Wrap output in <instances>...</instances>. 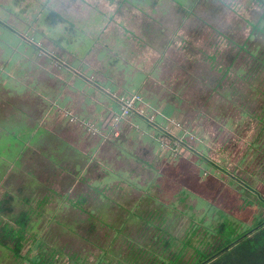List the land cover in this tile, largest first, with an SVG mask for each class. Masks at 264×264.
<instances>
[{"label":"rangeland","instance_id":"obj_1","mask_svg":"<svg viewBox=\"0 0 264 264\" xmlns=\"http://www.w3.org/2000/svg\"><path fill=\"white\" fill-rule=\"evenodd\" d=\"M114 21L120 27L102 30ZM166 26H182L183 30L171 35V30L165 32ZM125 28L134 34L130 44L123 45L126 55H122L119 36ZM106 30L110 34L102 32ZM188 32H193L194 39L201 37L196 47L203 52L214 49L212 72L201 61L200 51L190 53ZM166 33L172 44L182 48L174 57L180 63L173 66L174 78L157 83L167 89L165 99L158 103L160 99L143 94L155 88L138 86L133 71L135 62H153L156 41ZM71 37L77 43L71 45ZM60 39L64 41L61 47ZM115 57L123 66L128 62L120 70L127 78L128 92L111 89L96 79L107 73L101 68L95 71L94 64L102 66ZM13 67L18 71L14 77ZM183 77L191 78L187 83L191 87L177 83ZM44 84L52 91L58 84L65 85L64 91L82 94L76 96L77 103L87 98L95 105L93 101L99 100L104 109L110 105L113 111H93L81 117L71 109L73 100L64 105L59 96L52 95L45 98L50 109L58 112L48 108L47 116H40L42 104L36 96L45 90ZM93 93L100 96H89ZM135 93L149 105L142 112L145 115L115 121L119 105L110 96ZM167 103L174 112L163 113ZM53 116L82 128L84 145L92 139L94 144L105 141L118 149H110L108 160L109 150L97 147L94 154L101 169L88 175L81 172L82 156L92 153L78 149L73 160L77 167L70 166L71 176L61 178L65 179L63 186L56 185L55 172L46 171V159L32 163L40 156L38 148L26 155L17 153V146L11 152H0V264H132L138 245L144 248L141 259L150 262L152 253L164 251L165 238L202 247L221 222L242 232L264 216L259 203L264 198V3L0 0V151L1 144L13 136L26 145L35 143L37 136L30 126L45 125ZM113 127L117 135L111 133ZM130 127L134 134L126 139ZM54 132L62 134V130ZM104 161L109 165L105 167ZM21 166H30L31 173L20 170ZM32 174L52 176L50 187L56 188L47 192L46 186L35 185L32 192L28 189ZM77 199L83 202L76 206L71 200ZM18 218L27 225L14 253L8 227L20 228Z\"/></svg>","mask_w":264,"mask_h":264},{"label":"crops","instance_id":"obj_2","mask_svg":"<svg viewBox=\"0 0 264 264\" xmlns=\"http://www.w3.org/2000/svg\"><path fill=\"white\" fill-rule=\"evenodd\" d=\"M109 26L112 30L115 29V27H117V28L120 27V25H118V23H116L115 21L111 22V25L109 22H107L105 25H103L102 30H105ZM166 27L167 28L165 29V32H168L171 30V32H170L171 35H175L176 32L177 33L182 32L181 31L182 26L181 27L176 26L175 29L171 28V26H166ZM102 32L103 33L107 32V34H110L111 31L106 30V31H102ZM188 33H191V34H185V36H186V39H187V37H189V39H190V41H188V43L191 45L190 53H195V51H200V57H203L201 59V61L203 62V64L205 66L210 68L211 72H212L213 67H215L214 49L212 51H209L208 53L203 52L202 49L200 50L199 48L196 47L197 46L196 44L198 43L197 41L199 38L201 41V37H196L194 39L193 38V32H188ZM133 34L134 33L132 32V30L127 29V28H125L124 31L120 33L119 44H122V49H120V53H122V55H126L124 53L123 45L126 42H127V44L128 43L130 44V42L132 40H129V39H132ZM161 36H162L161 39H158L156 41V44H155L154 49H153L157 53V56L153 59V62L152 63H148L147 61L135 62V67H134L135 69L133 71L134 72L133 75H135V76L137 75L136 77L138 79L136 81L138 82V86L146 87V88H152V89L155 88L154 90H149L146 94L145 93H143V94L145 97H148V98L160 99V100H158V103L160 101H162L163 99H165L163 92H166L167 89L160 88V86H158L157 83L160 84L161 82H170V80L174 78L175 74H174L173 66L175 64L180 65V63L177 62L178 60H175L174 57L177 55V52L180 51V50L178 51V49L182 48V46H180V45H176V44L171 43L170 37H168L169 36L168 33H166L164 35L162 34ZM71 39H72V41L70 42L71 45H73L74 43H77V38L73 39L71 37ZM62 41H63V39H60L58 41L60 43L57 42L59 47L62 46V44H63ZM64 41H65V38H64ZM66 43H67V41H66ZM184 44H185V42H184ZM132 52H135V51H132ZM72 54H74V53H72ZM139 55L140 54L138 53L136 55V58H139ZM194 60H196V59H194ZM196 61H200V60H196ZM24 62L28 63L29 59H27V60L23 59V63ZM34 63H35V61H34ZM125 65L127 66L128 62L125 61ZM122 66L123 65H122L119 57H117V59H116V57L113 58L112 62H110L108 64L105 63L102 66H100L99 64H97V65L94 64V67L97 68L95 71H97L99 68H101V69L105 70V72L107 73V74L101 73V75H97L96 79H98L99 82L102 79L103 80L102 84H106L111 89H114L116 87L115 89H117V91H121L123 93L128 92L130 88L125 89V84H124V80H126L127 78L125 79V77L123 76V74H121V71H120V70L124 71V69H126V66H123L124 69L122 68ZM147 67H149V69H146ZM41 68H42V66H41ZM208 68L203 67L204 71H206V72L209 71ZM39 71H41V69H39ZM95 71L92 73L96 74ZM115 71H116V74H115ZM10 72L12 73L11 76L14 77L18 71L16 72V70L13 67V68H10ZM45 78H46V76H41L40 79L44 80ZM190 79L188 77H183L182 79H179V82H177V83L185 84L186 86H189L187 83H190ZM200 79L203 80L202 84L206 83L205 76L200 77ZM118 80L121 81L122 83L118 82ZM88 85L93 86L92 84H88ZM42 87L45 90L42 91V93L40 92L41 95L36 96L38 101H40L42 104V106H40L38 108L39 109L38 114L40 116H41V114L42 115L45 114L47 116L46 113L48 112V108L50 109V107H52V105H51V103H49L48 100H46L45 97L49 98V96L51 97L52 95H56V97L59 96L62 104L64 103V105L66 103H71V101L73 100L71 109L74 110L75 114L77 113L78 115H81V117H88L87 113L90 115L93 111H95L97 113L104 114L103 111L105 112V111H111L112 110L109 104H108L109 106H108L107 110L104 109L105 108L104 103L99 102V100H96V99H95L96 101H93V103L95 105H93L91 102H89L87 100V98H85L84 102H81V103L78 102L77 103L76 96L79 95V97H82V94L78 93L79 91L78 92L76 91L74 93L64 91L65 85L62 86L61 84H58L54 91H52V89L47 90V86L45 84ZM165 87L168 88L167 85H165ZM189 87H191V86H189ZM133 91H138V90H137V88H135V90H133ZM157 91L159 92V95L156 94ZM140 93H142V92H140ZM72 94H74V95H72ZM89 96H91L92 98H95V97H99L100 95L98 93H96V94L93 93ZM27 97L30 98L28 95H27ZM28 98H26V100H28ZM96 102H98V103H96ZM152 104H154V103H152ZM156 105L158 106V104H156ZM156 105L154 104V106H156ZM96 106H98V107L101 106L99 108V111L94 109V107H96ZM164 108H166V110H163V113H165V114H170L171 112H174L173 106L170 103H167L166 106H164ZM51 110H53V109H50V111ZM53 111L56 112L57 110L54 109ZM31 112H34V111H31ZM84 113H86V114H84ZM104 120L105 119H102L101 121L103 122ZM30 129L37 136V138H36L37 140H35V143L29 142L26 145L25 142L19 140V138L17 139V136H13V139L8 140V138H7L4 141V143L1 144L2 148H1L0 152L2 154L5 152H11V150H13L15 148V146H17L18 147L17 153L26 155L29 152V150L33 151V150H37V148H38L39 154H37V155H40V156H37L32 163L35 164L36 162L37 163L42 162L41 158L46 159L45 160V169H46V171L49 170L52 173L55 172L53 174V177L56 181V185L57 184H59L61 186L65 185V183H63L65 179H61V178H68L69 176H71L72 173H70V171H69L70 166H76L77 167V165L73 164V160H76V158H77L76 156H74V154L77 155V153L79 152L78 149L80 150V148H81L83 150L90 151L92 153V155L85 153L86 156L85 155L82 156L83 167H82L81 172H84V173L86 172L87 175H88V173H92L93 170L101 169V168H99V163H98L99 160L97 161V158L95 157V154H94V151L97 147H99V148L101 147V148H104L105 150L106 149L109 150V152H108L109 154L107 156L108 160L111 159L110 149L113 148L114 151L118 149V147L115 146L114 144L111 145L109 143H105V141H101L99 143L94 144L92 142V139H90V141L88 142L89 144L87 143L86 145H84L83 143L86 140H83L84 139V135L82 134L83 129L81 128V131H80L79 127H74V126L70 125V123L65 121V119H63L61 116H59V117L53 116L49 121L45 122V125H38L35 123L34 125L30 126ZM54 130H62V134L57 135L54 132ZM129 131H130V135H127V136L125 135L126 139L134 134V129L132 127H130ZM120 134H121V136L123 134L122 133V126L120 127ZM57 136H59V138H55ZM88 138H90V137L88 136ZM11 141L16 143V145L15 144L11 145L10 144ZM93 144L95 145L94 146L95 148L93 147ZM119 146H122V141L119 143ZM115 148H117V149H115ZM108 163L109 162L104 161L105 167L109 165ZM38 167L40 169V166H38ZM20 170H22V171L26 170L27 174H29V173H31L32 169L30 166H29V168L21 166ZM104 171H105L104 172L105 174L111 173V172H109V170H104ZM116 172L118 173L119 171L117 170ZM37 176L38 175L29 176L31 178V180L29 181L28 189H30L33 192L34 191L33 188L35 187V185L37 187H40V188L42 186H46L47 192L48 191L53 192V190L56 187L55 186L50 187L51 183L49 182L50 179H52V181H53V177L50 175H47L45 177H39L38 178ZM20 186H22V185H20ZM47 192H45V193H47ZM5 193L8 194V191ZM45 193H43V194H45ZM71 202H72V204H75L77 206L76 203L77 202H80V203L83 202V199H80V200L77 199L76 201L71 200Z\"/></svg>","mask_w":264,"mask_h":264},{"label":"trees","instance_id":"obj_3","mask_svg":"<svg viewBox=\"0 0 264 264\" xmlns=\"http://www.w3.org/2000/svg\"><path fill=\"white\" fill-rule=\"evenodd\" d=\"M259 2L264 3V0ZM259 203L264 207V198H260ZM3 206L9 208L5 204ZM16 222L20 228L13 230L8 227L9 238L14 239V253H17L21 246L23 238L21 231L27 225V221L22 218H18ZM3 224L5 226L6 222ZM211 240L199 247L192 245L188 240L178 244L175 239L165 238L164 251L152 253L150 262L141 259L145 258L142 256L143 253L141 255V250L144 248L138 245L132 264H264V216L242 232H235L231 223L221 222L212 233ZM3 244L9 247L6 241ZM187 246L190 250L186 249ZM172 247L174 249L167 252L168 254L164 253L167 248Z\"/></svg>","mask_w":264,"mask_h":264},{"label":"built area","instance_id":"obj_4","mask_svg":"<svg viewBox=\"0 0 264 264\" xmlns=\"http://www.w3.org/2000/svg\"><path fill=\"white\" fill-rule=\"evenodd\" d=\"M110 97L113 98L114 100L116 99L117 104L119 105V111L116 112L115 113L116 115L114 116V119L117 122L127 116H132V115L137 117L144 116L145 114H142V112L144 113L145 109L147 110V108H149V105L146 103L144 97H142L137 93L127 96L123 94L121 96H117V94H114L113 96ZM150 110H152L153 113L156 112V110L152 106ZM68 114L70 115L71 118L73 119L75 118L74 113L69 111ZM89 127L91 128L92 125H89ZM112 130H113V132H111L112 134L114 135L118 134L117 129H115V127H113Z\"/></svg>","mask_w":264,"mask_h":264}]
</instances>
